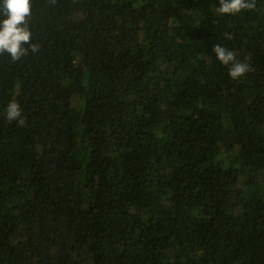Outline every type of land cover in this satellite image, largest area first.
Segmentation results:
<instances>
[{"label": "trees", "instance_id": "obj_1", "mask_svg": "<svg viewBox=\"0 0 264 264\" xmlns=\"http://www.w3.org/2000/svg\"><path fill=\"white\" fill-rule=\"evenodd\" d=\"M218 2L32 0L38 51L0 54V264H264V0Z\"/></svg>", "mask_w": 264, "mask_h": 264}, {"label": "clouds", "instance_id": "obj_2", "mask_svg": "<svg viewBox=\"0 0 264 264\" xmlns=\"http://www.w3.org/2000/svg\"><path fill=\"white\" fill-rule=\"evenodd\" d=\"M255 0H219L216 13L234 15L245 9H253ZM32 11V0H0V54H7L11 60L17 61L29 50L35 53L39 45L33 42L28 18ZM231 38L230 34H226ZM216 59L228 68L231 79H239L249 71V65L238 61L234 53L221 44L213 46ZM5 118L10 122L22 125L23 109L21 105L10 100L4 108Z\"/></svg>", "mask_w": 264, "mask_h": 264}, {"label": "rangeland", "instance_id": "obj_3", "mask_svg": "<svg viewBox=\"0 0 264 264\" xmlns=\"http://www.w3.org/2000/svg\"><path fill=\"white\" fill-rule=\"evenodd\" d=\"M38 201H39L40 203L42 202V200H40V199H39Z\"/></svg>", "mask_w": 264, "mask_h": 264}]
</instances>
